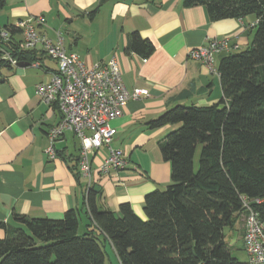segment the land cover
Listing matches in <instances>:
<instances>
[{"label": "crops", "instance_id": "1", "mask_svg": "<svg viewBox=\"0 0 264 264\" xmlns=\"http://www.w3.org/2000/svg\"><path fill=\"white\" fill-rule=\"evenodd\" d=\"M182 1L5 0L0 8V30L9 33L6 26L17 28L9 39L21 40L19 20L43 15V34L55 40L59 31L67 51L76 52L89 65L114 57L125 87L140 88L145 94L128 100L121 115L109 121L116 129L110 146L124 152L127 166L102 173L99 166L109 152L103 145L90 155L92 175L87 179L70 168L71 157L80 147L73 132L65 131L54 142L53 158L46 152L47 130L59 121L60 114L55 105L39 99L35 86L50 80L57 70L56 61L38 46L30 57L40 67L27 62L22 67L2 68L0 238L4 237L1 224L18 225L14 213L57 219L70 208L81 210L79 232H84L90 217L85 197L92 187L99 192V209L118 213L119 205L127 202L138 216L145 217V194L163 190L171 181L170 164L163 160L158 143L180 125L148 128L147 122L176 105L205 106L222 97L219 73L187 57V51L208 39L230 36V49L214 59L218 70L223 56L243 50L253 37V29L247 28L251 16L212 20L203 6L185 7ZM134 30L153 43L149 56L127 49V34Z\"/></svg>", "mask_w": 264, "mask_h": 264}, {"label": "trees", "instance_id": "2", "mask_svg": "<svg viewBox=\"0 0 264 264\" xmlns=\"http://www.w3.org/2000/svg\"><path fill=\"white\" fill-rule=\"evenodd\" d=\"M4 3L0 0V8ZM182 3L203 6L212 20L251 16L256 23L247 26L253 29L250 45L219 62L218 102L176 105L147 122L148 128L180 123L158 143L170 164V183L145 194L144 218L127 202L119 205L118 213L99 209V192L90 188L85 197L90 217L82 233L79 208L57 219L14 213L17 226L1 224L0 264H106V241L120 264H242L232 255L223 229L239 217L242 196L261 200L255 210L264 222V0ZM6 28L11 35L17 30ZM126 40L127 49L143 57L154 50L137 30ZM16 42L11 37L4 43L10 56L32 62L31 50L20 49ZM11 66L0 52V83L1 69ZM78 151L70 168L79 177Z\"/></svg>", "mask_w": 264, "mask_h": 264}, {"label": "built area", "instance_id": "3", "mask_svg": "<svg viewBox=\"0 0 264 264\" xmlns=\"http://www.w3.org/2000/svg\"><path fill=\"white\" fill-rule=\"evenodd\" d=\"M255 23L251 21L247 26L252 27ZM43 24V15L19 20L17 27L22 38L16 43L22 50H34L39 46L45 55L57 63V70L50 80L35 86L39 99L55 105L60 114L59 121L47 130V154L51 158L55 156L54 142L68 130L79 140L77 164L81 176L90 179V155L103 145L109 147V152L99 170L109 174L124 169L128 162L124 152L110 146L116 129L109 125V121L121 115L122 106L128 100L139 98L145 92L140 88L128 90L125 87L114 57L89 65L76 52L67 51L59 31L56 32L55 40L43 34L40 31ZM0 38L2 58L8 59L12 66L16 65L17 60L10 56L8 47L4 45L9 40V33L0 30ZM230 46V36L214 37L203 45L189 49L187 57L199 60L210 71L218 72L213 66L214 59L220 52L228 51ZM31 64L40 67L37 60ZM241 199L239 217L243 221L242 241L247 257L244 264H264V222L255 210V204L261 200L247 196Z\"/></svg>", "mask_w": 264, "mask_h": 264}, {"label": "rangeland", "instance_id": "4", "mask_svg": "<svg viewBox=\"0 0 264 264\" xmlns=\"http://www.w3.org/2000/svg\"><path fill=\"white\" fill-rule=\"evenodd\" d=\"M200 149H201V145L197 147L194 156L195 170L198 169V165H199ZM242 226H243V221L241 217H238L232 226L224 227L223 233H224V240L232 247L231 248L232 255L238 261L244 264V262H246L247 257L242 241ZM106 253H107L106 264H120L109 242H107L106 244Z\"/></svg>", "mask_w": 264, "mask_h": 264}, {"label": "water", "instance_id": "5", "mask_svg": "<svg viewBox=\"0 0 264 264\" xmlns=\"http://www.w3.org/2000/svg\"><path fill=\"white\" fill-rule=\"evenodd\" d=\"M26 64H28V63L27 62H23V61H19V62L16 63V66L22 67V66H24Z\"/></svg>", "mask_w": 264, "mask_h": 264}]
</instances>
